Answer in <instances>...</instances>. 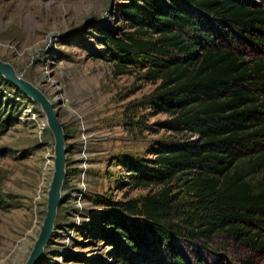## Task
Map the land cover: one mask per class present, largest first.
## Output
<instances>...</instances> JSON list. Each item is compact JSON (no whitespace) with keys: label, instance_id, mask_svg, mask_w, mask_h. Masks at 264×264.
Instances as JSON below:
<instances>
[{"label":"trees","instance_id":"trees-1","mask_svg":"<svg viewBox=\"0 0 264 264\" xmlns=\"http://www.w3.org/2000/svg\"><path fill=\"white\" fill-rule=\"evenodd\" d=\"M259 3L264 0H133L121 9L131 31L116 37L101 29L104 47L94 56L121 74L135 69L148 82L160 81L140 106L171 118L144 128L173 134L152 147V158L120 161L121 185L157 191L100 201L108 210L100 214L105 227L97 237L110 246L115 264H208L201 251L212 253L211 241L221 235L264 253V58L246 57L232 40L217 43L196 18L264 48ZM0 79L4 90H14L0 89L1 138L26 96ZM9 208L0 193V210ZM213 254L215 264H231Z\"/></svg>","mask_w":264,"mask_h":264},{"label":"rangeland","instance_id":"rangeland-1","mask_svg":"<svg viewBox=\"0 0 264 264\" xmlns=\"http://www.w3.org/2000/svg\"><path fill=\"white\" fill-rule=\"evenodd\" d=\"M129 1L0 0V59L54 103L67 135L63 201L38 264H115L112 249L97 237L105 227L100 214L108 210L100 201L125 202L159 189L121 185L126 173L119 165L123 158H152V147L173 137L144 128L171 118L140 106L161 82H148L135 69L121 74L113 63L94 56L104 47L102 28L116 37L131 31L121 18ZM196 18L217 43L264 58L263 47L209 18ZM6 87L0 79V89ZM8 89L5 95L14 91ZM20 102V117L0 138V150L6 152L0 157V193L11 205L0 210V264H26L46 218L55 171V138L45 113L27 96ZM132 119L142 126L132 125ZM211 246L228 263L264 264V253L226 236L215 237ZM213 252L201 251L208 264L218 259ZM186 253L193 263L192 252Z\"/></svg>","mask_w":264,"mask_h":264},{"label":"water","instance_id":"water-1","mask_svg":"<svg viewBox=\"0 0 264 264\" xmlns=\"http://www.w3.org/2000/svg\"><path fill=\"white\" fill-rule=\"evenodd\" d=\"M0 75L22 94L38 104L46 115L48 126L55 138V171L49 190L46 218L35 246L26 264H38L44 254L45 247L51 241L55 230L59 207L63 201L64 183L67 176V135L59 118L54 103L36 85L17 73L13 65L0 59Z\"/></svg>","mask_w":264,"mask_h":264}]
</instances>
